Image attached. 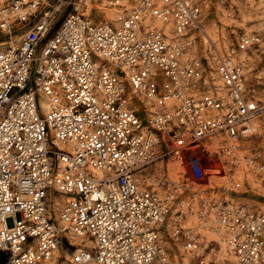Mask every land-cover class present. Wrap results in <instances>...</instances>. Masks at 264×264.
<instances>
[{
  "label": "built area",
  "instance_id": "1",
  "mask_svg": "<svg viewBox=\"0 0 264 264\" xmlns=\"http://www.w3.org/2000/svg\"><path fill=\"white\" fill-rule=\"evenodd\" d=\"M49 1L0 0V264H170L175 244L183 264H227L220 243L264 264V209L229 198L243 168L264 190V158L238 155L264 102L231 60L262 38L217 57L218 89L207 58L184 59L203 33L196 0H137L117 26L87 0Z\"/></svg>",
  "mask_w": 264,
  "mask_h": 264
},
{
  "label": "rangeland",
  "instance_id": "2",
  "mask_svg": "<svg viewBox=\"0 0 264 264\" xmlns=\"http://www.w3.org/2000/svg\"><path fill=\"white\" fill-rule=\"evenodd\" d=\"M53 1L50 0L48 4L54 5ZM122 1L120 0L121 4ZM98 2H102L104 8V1L98 0ZM134 3H123V5L125 8L130 9ZM64 6L65 3L54 14L53 25L49 35L55 31L67 13ZM199 6L202 8L201 25L204 34H201L200 38L189 49L190 51L188 50L186 58H207L208 64L212 68L211 72L215 68L217 57H224L228 54L229 47L234 44L237 36L259 35L262 38L260 48H255L248 52H237L233 56H236V63L242 64L243 67L249 70L246 75L247 90L252 92L255 100L264 102V0H202L199 1ZM88 7L97 20H103V15H99L100 10L94 0H88ZM99 16L101 17L100 19ZM205 36L209 37L208 41ZM242 55V60L237 59V57ZM210 72L209 75L211 76ZM254 120L257 124L256 132L252 137L239 143L238 155L240 157L257 152L264 158V125H262L264 124V113H261ZM243 172L246 183L240 189L235 190L236 193L229 192V198L234 203H243L253 209H264V190L260 186L258 176L245 168H243ZM221 182L222 180L218 181V183ZM185 224L186 222L182 225ZM203 236L207 237L204 234ZM211 239L208 238L207 240ZM171 247L173 250L169 257L170 264H183L178 251L179 245L175 244ZM225 258L227 264H234L229 255L226 254ZM188 259L189 257L187 256ZM62 264L66 263L63 262Z\"/></svg>",
  "mask_w": 264,
  "mask_h": 264
},
{
  "label": "bare ground",
  "instance_id": "3",
  "mask_svg": "<svg viewBox=\"0 0 264 264\" xmlns=\"http://www.w3.org/2000/svg\"><path fill=\"white\" fill-rule=\"evenodd\" d=\"M102 1H104V0H102ZM94 2L97 4L98 9L100 10L99 15H103V20L111 21L116 26L119 25L120 20L122 19V17L124 16V14L126 12H128L131 8H134L136 6V4H137V0H123L122 1V4L120 3V0H119V4H121L122 7H120V8H114V9H107V8L104 7L105 8L104 9L103 6H102V2L99 3L98 0H94ZM131 2H135V3L133 4V6L130 9L125 8V6L123 5V3L130 4ZM197 2L199 4V0H197ZM149 26H150V28H153V27L160 28V27H162L164 29V31H167L169 29V25H163V24H161L158 21H151V22H149ZM201 32H203V30ZM202 34H204V32ZM205 39H207V41H208L209 40V37L208 36H205ZM216 52H217V50H216ZM186 56L187 55L185 54L184 55V59L186 58ZM218 57H220V56H218ZM242 58H243V55L240 56V57H237V59H241V60H242ZM231 60H232V62L236 63L237 62L236 61V56H232L231 57ZM238 64H240V63H238ZM210 73H211L212 79L214 80V84L218 87V89H220L221 83H220V80L217 77L215 71L213 70ZM40 105H41L42 110H45V101H44L43 98H41V100H40ZM262 125H264V124H262ZM256 127H257V124H256L255 120L254 121L252 120L249 123V125H248V128L250 129V131L251 130L252 131H256ZM207 146L210 149H212V151L217 150V148L219 147V145L216 143V141H211V142L207 143ZM174 169L175 168H172V167H169L168 168V178L170 180H174L173 179V177H174V172H173ZM185 222H186L185 225H189V224L193 223L194 221L192 220V218H188V220L185 221ZM201 233H202V236H203V234L207 236V237L203 236L205 240H207L208 238H212L211 240H216L217 242H219L218 237L216 236V234H214L212 232H209V231H205V230L202 231ZM64 237L66 238L67 243L70 246L73 245V244H80L81 242H84L83 245H88V241L85 238H78V237L72 235L70 232L65 231L64 232ZM220 248H221L222 252H224L225 254L229 255V258H231V261H234V264H235L234 257L232 256V254H230L229 252L226 251L225 246H224L223 243H220ZM178 251L180 252L179 255H180L183 263H186L187 262V254L183 253L180 248H179ZM56 258H57V253L55 254L53 260H49L46 264H55ZM63 262L66 263V261H62L61 264Z\"/></svg>",
  "mask_w": 264,
  "mask_h": 264
}]
</instances>
